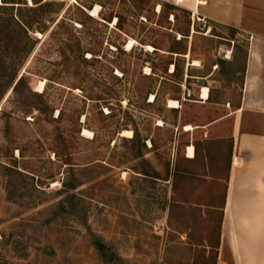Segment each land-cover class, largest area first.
<instances>
[{"label":"rangeland","instance_id":"rangeland-1","mask_svg":"<svg viewBox=\"0 0 264 264\" xmlns=\"http://www.w3.org/2000/svg\"><path fill=\"white\" fill-rule=\"evenodd\" d=\"M50 1L52 23L22 12L44 32L0 8V28L14 29L0 32L2 66L25 81L16 93L0 80V264H216L230 156L219 137L233 117L209 135L184 125L227 112L200 104L203 87L240 104L250 37L159 0ZM67 38L83 59L62 53ZM71 174L68 210L59 190Z\"/></svg>","mask_w":264,"mask_h":264},{"label":"crops","instance_id":"crops-1","mask_svg":"<svg viewBox=\"0 0 264 264\" xmlns=\"http://www.w3.org/2000/svg\"><path fill=\"white\" fill-rule=\"evenodd\" d=\"M159 1L250 37L240 104L231 109L222 102H212L209 90L207 99H201L200 92L201 105L224 107L227 112L203 123L195 118L188 120L184 130L190 125V131L203 128L209 135L205 127L233 117L231 134L219 137L222 141L228 139L232 150L216 264H264V0ZM181 106L182 103L175 108L179 114ZM179 118L181 120V114ZM188 146L193 144L187 145L186 151Z\"/></svg>","mask_w":264,"mask_h":264},{"label":"trees","instance_id":"trees-1","mask_svg":"<svg viewBox=\"0 0 264 264\" xmlns=\"http://www.w3.org/2000/svg\"><path fill=\"white\" fill-rule=\"evenodd\" d=\"M1 2L4 5H0V8L9 9V10H13L16 8L19 11L20 17H16V19H14L12 16L10 21L17 28H20V30L23 31L24 33H26L27 31H34L35 29H38L41 32H44L46 29L44 24L43 25L40 24L38 27H35L34 21L37 18H39L41 20H46L52 23L55 21L54 13L58 12V9L55 7L56 3H53V1H50V0H31L32 5H33L31 7L27 6V0H1ZM22 5L24 7H22ZM169 6H173V5H169ZM83 8L85 10L87 9V11H90L92 9L91 5H89L88 7L83 6ZM23 10L24 11L27 10L28 12L33 13L32 16L36 17V19L30 18V21L23 19V14H22ZM186 13L190 15V12L186 11ZM87 16L89 18H92L89 15ZM62 26L63 24H61V27ZM229 30L233 34L236 33L235 29L229 28ZM2 31H6V33L10 35L11 32H14V29L9 28V27H5V28L3 27V29L0 28V32ZM66 40L69 42L64 43L63 49L61 48L62 53L65 55L67 52L76 61L83 59V54H82L79 42L78 41L71 42L70 40H68V38ZM182 49L185 50V47H183ZM171 52L176 53V51H171ZM1 61L2 60L0 59V80L3 81V83L5 84L4 85L5 90H8L9 88H11L13 92L17 93L21 89V86L25 83L24 78L20 77L17 79L16 71L13 69V71L8 72V68H6V66H2ZM171 64L174 65L173 73H177L178 67H177L176 62L171 63ZM136 139H137V132L135 131L134 136L130 138V142H135ZM231 150H232V144H230V154H231ZM188 160L192 161L193 159H188ZM143 164L144 165L142 166V171L140 172V174H142L143 176H145V178L150 179V180L160 178L159 175L154 170H151L149 168L148 164H145V163ZM78 186H79V182L76 181L73 174H71L70 178H68L66 181L62 183V187L59 190V194L63 195L59 203L61 207H63L64 209H68V210H71L73 208V202L76 198V194L74 193V191L77 189ZM187 215L190 216L192 220H194V217H192L190 213ZM96 244L98 247H101L99 243H96ZM109 261L111 262L110 264H116L117 262L120 264H125V263H122L123 261L119 257L115 256L114 254H110Z\"/></svg>","mask_w":264,"mask_h":264},{"label":"bare ground","instance_id":"bare-ground-1","mask_svg":"<svg viewBox=\"0 0 264 264\" xmlns=\"http://www.w3.org/2000/svg\"><path fill=\"white\" fill-rule=\"evenodd\" d=\"M96 12H97V8H95L92 11L93 14H96ZM207 96H208V88L207 87H203L201 89V99H207ZM169 105H170V107H174V108H176V107L179 106L178 102L177 101H174V100L173 101H170ZM186 129L187 130L191 129V126L187 125L186 126ZM187 156L188 157H193L194 156V148H193V146H188L187 147Z\"/></svg>","mask_w":264,"mask_h":264}]
</instances>
